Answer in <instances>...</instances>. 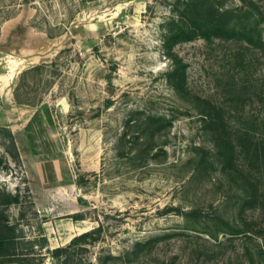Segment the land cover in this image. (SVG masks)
I'll use <instances>...</instances> for the list:
<instances>
[{"label":"rangeland","instance_id":"374dc122","mask_svg":"<svg viewBox=\"0 0 264 264\" xmlns=\"http://www.w3.org/2000/svg\"><path fill=\"white\" fill-rule=\"evenodd\" d=\"M219 1L238 9L245 33L176 45L187 65L181 96L167 78L163 33L184 0H0V127L18 149L0 132V191L20 196L5 209L34 264H63L55 249L100 225L96 240L70 248L68 264L107 254L108 264L258 259L264 0ZM149 115L166 126L138 164L131 143L117 145ZM229 145L233 162L221 153Z\"/></svg>","mask_w":264,"mask_h":264},{"label":"trees","instance_id":"16d2710c","mask_svg":"<svg viewBox=\"0 0 264 264\" xmlns=\"http://www.w3.org/2000/svg\"><path fill=\"white\" fill-rule=\"evenodd\" d=\"M175 7V12L171 18L165 24V30L163 33V47L165 55L171 60V69L167 73V78L172 86V88L181 96L185 95L187 92V65L184 63L182 58H180L175 53V46L188 41H193L199 37L211 41L214 37H237L245 30H241L237 22H233V17H236L235 8H225L221 1L219 0H184ZM249 41L250 38H248ZM262 39V38H261ZM261 41V40H260ZM1 98V93H0ZM207 117L204 119L210 123L214 120L210 113H206ZM140 131L136 136L131 139L130 132L128 130L124 131L121 135L118 143V147L121 144L131 143L130 160L137 161L138 164L145 162L155 149V138L158 131L166 126L165 118L161 116L149 115L145 119H140L136 121L133 127ZM148 130H151L148 135ZM0 132L11 138L12 145L17 151V144L15 140V135L8 127H0ZM138 132V131H137ZM125 142V143H124ZM135 145L137 148H135ZM264 151V146L260 143H255V149L253 150L254 155L258 156V153ZM226 159V162H233V155L235 154V147L229 145L225 151L221 152ZM156 155V154H154ZM153 155V156H154ZM155 157V156H154ZM227 165V164H226ZM225 169H229L225 167ZM20 203V196L13 195L10 192L0 191V258L6 259L9 263L18 264H34L32 262L31 250L34 246L30 248L32 244L30 240H27L24 231L20 227L19 223H12L7 209L5 207L11 204ZM188 215V214H187ZM102 225L84 232L80 235L75 236L71 242L65 247H58L54 252L58 256L64 255L63 264H68L71 253L70 248L73 246H78L84 248L87 239L96 240L98 234L102 231ZM258 231V230H257ZM257 233L260 237L258 259L257 256L252 252H247L249 255L250 264H260L261 254L264 256V230H260ZM231 234L244 233L248 235L246 231L244 232H231ZM97 237V238H96ZM252 237V236H251ZM42 240L45 245H48L47 236H43ZM140 245L139 242L135 244V247ZM113 258L112 255H100L97 257L98 264H108V262Z\"/></svg>","mask_w":264,"mask_h":264}]
</instances>
